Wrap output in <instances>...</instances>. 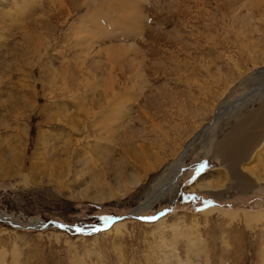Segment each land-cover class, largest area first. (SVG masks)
I'll return each mask as SVG.
<instances>
[{
  "label": "rangeland",
  "instance_id": "rangeland-1",
  "mask_svg": "<svg viewBox=\"0 0 264 264\" xmlns=\"http://www.w3.org/2000/svg\"><path fill=\"white\" fill-rule=\"evenodd\" d=\"M245 1L0 0L19 19L0 16V264H264V159L242 189L215 150L260 107L232 112L264 87V0ZM188 147L174 197L130 216Z\"/></svg>",
  "mask_w": 264,
  "mask_h": 264
},
{
  "label": "bare ground",
  "instance_id": "bare-ground-1",
  "mask_svg": "<svg viewBox=\"0 0 264 264\" xmlns=\"http://www.w3.org/2000/svg\"><path fill=\"white\" fill-rule=\"evenodd\" d=\"M242 0H240L241 2ZM248 1V0H247ZM247 1H245L247 3ZM261 1V0H259ZM256 0H251V2L253 3H249V5L251 4V8L254 6L253 4H255L254 2H259ZM38 3V2H37ZM27 4V3H26ZM241 4L244 6V0L243 3L241 2ZM247 5V4H246ZM246 5L244 6L246 8ZM256 5H259V3ZM1 6V5H0ZM18 6V5H17ZM240 6V5H239ZM237 6V7H239ZM241 6V7H243ZM14 7V5L12 6V8ZM19 7V6H18ZM26 7V6H25ZM1 8V7H0ZM11 5L10 6H4L3 9H5V13L1 12L0 16L2 17L3 23H7L6 26L8 27L3 28V31H6L8 29H11V26H15L16 22L19 20H17V15H14V11L11 9ZM24 8V7H23ZM9 9V10H8ZM14 9V8H13ZM16 9V8H15ZM22 9V8H21ZM25 9V8H24ZM27 9V7H26ZM25 9V10H26ZM243 9V8H242ZM248 9H250V7H248ZM253 11L255 9L252 8ZM250 9V10H252ZM257 9V8H256ZM249 10V12H250ZM2 11V10H1ZM257 11V10H256ZM259 11V10H258ZM264 11V10H263ZM252 12V11H251ZM4 13V14H3ZM3 14V15H2ZM248 17V16H247ZM82 19V18H81ZM28 21V20H27ZM81 21V20H80ZM82 20V24H83ZM2 22V21H1ZM19 22V21H18ZM9 23V24H8ZM3 27V25H1ZM5 26V27H6ZM18 25H16L17 27ZM1 27V28H2ZM20 28V27H19ZM25 28V27H24ZM18 29V28H17ZM16 30V29H15ZM2 31V32H3ZM18 31V30H17ZM87 31V30H86ZM19 32V31H18ZM22 32V31H20ZM29 32V31H28ZM27 32V33H28ZM22 33H26L25 31ZM30 33V32H29ZM258 34V33H257ZM4 35V32H3ZM28 36H33L30 34H25ZM27 36V38H28ZM26 37V36H25ZM1 40V38H0ZM2 40H3V36H2ZM19 42V41H18ZM21 42V41H20ZM30 42V41H29ZM249 45V44H248ZM3 50H5L4 48L7 46L6 42H2L0 44V47ZM10 46V45H8ZM13 46V45H12ZM264 46V45H263ZM14 47V46H13ZM251 47V46H250ZM255 47V46H254ZM260 47H261V43H260ZM0 48V49H1ZM29 48V47H28ZM257 48V49H256ZM255 49H250V52L252 55H250V58H252V63H255V61L259 60L260 55L264 52V49H259L258 46L256 45ZM7 49V47H6ZM26 49V48H25ZM35 49V48H34ZM249 49V48H248ZM2 50V49H1ZM9 50V49H8ZM13 50V49H12ZM24 50V49H23ZM27 50V49H26ZM38 50V49H37ZM11 51V50H10ZM17 51V50H16ZM28 51V50H27ZM36 51V50H35ZM5 53V51H2ZM38 52V51H37ZM6 54H8L6 52ZM12 54V53H10ZM20 54V53H19ZM26 54V53H25ZM22 55V56H25ZM119 55V54H118ZM264 55V54H263ZM4 57V56H3ZM9 57V56H8ZM7 57V58H8ZM26 57V56H25ZM249 58V59H250ZM257 58V59H256ZM4 59V58H2ZM10 59V58H9ZM8 59V61L6 62H10V60ZM12 59V58H11ZM6 60V59H5ZM13 60V59H12ZM11 60V61H12ZM15 60V59H14ZM3 61V60H1ZM3 63V62H2ZM4 63V64H5ZM11 63V62H10ZM7 64V63H6ZM13 64V63H12ZM3 65V64H2ZM10 65V64H9ZM8 65V67H9ZM1 66V65H0ZM12 66V65H10ZM12 68V67H11ZM17 68V67H16ZM18 69V68H17ZM13 71V70H12ZM258 73H264V69H261L260 71H258ZM257 73V74H258ZM1 74V73H0ZM4 74V73H3ZM2 75V74H1ZM5 76V75H4ZM9 76V74H8ZM0 78H3L0 77ZM3 80V79H2ZM2 80H0L2 82ZM0 82V83H1ZM3 86V84H2ZM6 91V90H5ZM4 91V92H5ZM256 92V91H255ZM249 95V94H248ZM257 96H259V98L257 100H254L250 95V96H244L242 98H239L235 103H232V107H234V105H237V109L235 110L234 108L232 109V112L234 111V113H236V111L240 110L242 111L243 109H246L247 107L253 106L254 103L259 102L260 103V107L258 110L254 111L253 113H249L247 115H244L242 117V119L234 125V131L233 133L227 137L225 140H221L217 145H215V150H216V154H221L224 158V163L226 164V166L228 167V169L234 173L236 181L238 183V187L239 188H246L249 187V182L246 181V177H244V175L239 174L238 172V168L240 169V166L244 163V162H248L247 166L244 167L243 171L246 170V172L248 171V164H252V162H254L255 160H257V162H260L264 159V87H262V89H259L257 91V93L255 94ZM17 98V97H16ZM125 104V103H124ZM126 107V106H125ZM229 107V106H228ZM119 108L121 109V111L123 113H129V109L128 108H124L123 104L119 105ZM115 110V109H114ZM228 110V109H226ZM116 112V111H115ZM94 113V112H93ZM115 115V113H113ZM111 114V115H113ZM119 114V113H118ZM91 115V114H90ZM95 116V115H94ZM110 116V115H109ZM121 116H123V114H121ZM222 114L221 112H219L217 119H216V123L217 120H219L221 118ZM224 116V115H223ZM111 117V116H110ZM118 117V116H117ZM116 117V118H117ZM4 118V117H3ZM90 118V117H89ZM113 118V116H112ZM103 119V118H102ZM114 121V120H113ZM4 122V121H3ZM6 122V121H5ZM98 123V122H97ZM3 124V123H2ZM4 125V124H3ZM7 125V124H6ZM94 129L95 127H100V129L97 130V128L95 129L98 133L100 132L101 134L105 131L106 133H108L107 135L111 136V134H115L114 133V127L113 129L110 128L109 125H105L104 123H98L97 125H93ZM258 129H261L260 132H257ZM113 130V131H112ZM117 130V129H116ZM256 131V134H254L252 131ZM90 131V130H89ZM94 131V130H93ZM96 132V133H97ZM118 132V131H115ZM231 132V131H230ZM247 132H252V134L254 135H250V136H245V139L240 140L241 135L247 133ZM97 133V134H98ZM105 133V134H106ZM100 135V134H99ZM104 135V133H103ZM239 136V137H238ZM99 137H102L99 136ZM238 137V138H237ZM114 138V137H113ZM116 138V137H115ZM99 139V138H98ZM103 138H100V140H102ZM105 139V138H104ZM109 140V139H108ZM214 144V136H212L209 141L207 146L205 147L207 150L211 149L212 145ZM101 145V144H100ZM96 148H99L98 145H95ZM94 146V147H95ZM10 147V146H9ZM14 148V147H13ZM95 149V148H94ZM188 148H185L183 150V152L179 155V157L177 158V160H175L172 164H170L168 167L165 168L164 172L158 177L156 178V181H154L155 183L157 182V184H155L156 186L154 187H150L151 189L147 190V193L143 199V201L140 203L139 205V210L135 211L134 214L139 215L137 212L138 211H142V212H147L150 211L153 206L156 203H159L161 201H164L166 199L169 198H173L178 187H179V183H181L183 177L186 175V170L184 169V162H185V156H186V152L188 151ZM263 162V161H262ZM252 166H250L251 168ZM254 167V166H253ZM242 171V172H243ZM250 174H252L253 179H250L252 181V183H259V182H264V175L261 176V174L257 173V171H255L254 169H251V172H249ZM248 173V174H249ZM206 177H202L193 187L192 189L190 188V190H201L204 191L206 193L209 192H217V186L211 182H206L208 180H205ZM210 179V178H209ZM138 180V179H137ZM112 196V195H111ZM111 199V197H109ZM99 199V198H98ZM93 201V200H92ZM255 214V213H254ZM257 214H255V218H256ZM259 216V215H258ZM252 217L254 220V216H249ZM248 218V217H247ZM258 218V217H257ZM2 219V218H0ZM251 219V218H250ZM10 222V221H9ZM165 222V221H164ZM163 221L159 222V226L157 228L161 229V226ZM167 223V222H166ZM165 223V224H166ZM11 224H14V222H11ZM158 224V223H157ZM15 225V224H14ZM17 226V225H16ZM35 228L39 227V228H44L43 226H40L38 224L33 225ZM118 224L115 225L114 227L117 229ZM27 227V226H26ZM100 228V227H98ZM164 230V229H163ZM166 230V229H165ZM194 244V243H193ZM162 257V256H161ZM175 258V257H174ZM166 260H168L166 258Z\"/></svg>",
  "mask_w": 264,
  "mask_h": 264
},
{
  "label": "water",
  "instance_id": "water-1",
  "mask_svg": "<svg viewBox=\"0 0 264 264\" xmlns=\"http://www.w3.org/2000/svg\"><path fill=\"white\" fill-rule=\"evenodd\" d=\"M135 216V214H133V213H131L130 214V216ZM114 223V222H113ZM113 223H111V224H113ZM49 225H51L52 227H59L60 229H70V230H73V232L74 233H78V232H76L75 231V229L76 228H78V227H69V226H67V225H64V224H60V223H57V222H55V221H52V222H50V223H47V224H45L43 227V229H45V228H47V227H49ZM64 226V227H60V226ZM16 226V225H15ZM108 226H110L109 224H104L100 229H102V230H104L106 227H108ZM17 227H19V226H17ZM28 229H35V227L34 226H28L27 227ZM95 228H98V227H94V228H91V229H83L84 230V234H90V233H95V232H93L92 231V229H95Z\"/></svg>",
  "mask_w": 264,
  "mask_h": 264
},
{
  "label": "snow or ice",
  "instance_id": "snow-or-ice-1",
  "mask_svg": "<svg viewBox=\"0 0 264 264\" xmlns=\"http://www.w3.org/2000/svg\"><path fill=\"white\" fill-rule=\"evenodd\" d=\"M192 199L195 200L196 198L192 197ZM104 219H105V223L109 224V225H111V223L114 222L113 218H104ZM140 219L145 220V221H153V220L159 219V217H141ZM60 227H64V226L61 225ZM75 231L78 232V233H83L84 232V230L82 228H76ZM92 231L93 232H100V231H102V229L95 228V229H92Z\"/></svg>",
  "mask_w": 264,
  "mask_h": 264
}]
</instances>
